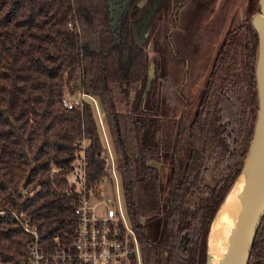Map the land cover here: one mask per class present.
<instances>
[{"label": "trees", "instance_id": "16d2710c", "mask_svg": "<svg viewBox=\"0 0 264 264\" xmlns=\"http://www.w3.org/2000/svg\"><path fill=\"white\" fill-rule=\"evenodd\" d=\"M151 1L0 0V264L28 261L30 236L13 211L24 212L42 240L72 233L78 195L68 191L67 175L82 141L88 185L105 173L93 103L63 102L77 85L98 97L122 158L118 170L143 264H207L212 220L254 134L259 35L251 16L226 33L189 117L188 60L172 40L188 0H161L148 25L158 87L134 30ZM248 264H264V216Z\"/></svg>", "mask_w": 264, "mask_h": 264}, {"label": "built area", "instance_id": "2783aa9c", "mask_svg": "<svg viewBox=\"0 0 264 264\" xmlns=\"http://www.w3.org/2000/svg\"><path fill=\"white\" fill-rule=\"evenodd\" d=\"M82 94L93 97L83 91ZM63 102L68 107L82 103H74L67 96ZM85 146L82 141L67 175L68 191L78 195L70 235L56 233L49 240H42L37 226L24 212H11L30 236L27 264H143L141 242L129 219L126 204L125 208L122 205L118 187L114 195L103 189L106 179L119 182L117 164L106 156L104 175L89 186ZM4 214L5 210L0 209V215Z\"/></svg>", "mask_w": 264, "mask_h": 264}, {"label": "rangeland", "instance_id": "374dc122", "mask_svg": "<svg viewBox=\"0 0 264 264\" xmlns=\"http://www.w3.org/2000/svg\"><path fill=\"white\" fill-rule=\"evenodd\" d=\"M146 1L138 0V4L142 5ZM160 1L152 0L151 6H157ZM259 9V0H188L180 8L178 22L172 31V40L174 46L188 60V78L183 93L189 99V117L193 115L197 107L212 63L224 36L229 30L249 21L250 16ZM138 27L139 30H142L140 31V41L146 47L148 53L151 85L155 84L158 87L162 75L157 69L158 51H156L154 46V38H149L148 25L143 27L140 23ZM66 96L74 103L81 102L84 98L89 99L93 103L106 148L105 154L108 159H113L118 167L122 158L115 151L98 97L95 95H92L93 97L83 95L79 85L76 86L74 91L67 92ZM151 162L157 166L162 163L156 160ZM165 164L168 165L169 161H166ZM166 165L160 168L163 192L167 189L168 167ZM118 176V183H115L114 180L106 179L103 189L106 193L114 195L118 187L121 202L125 208L126 203L124 201L120 171H118ZM99 207L103 208V205L99 204Z\"/></svg>", "mask_w": 264, "mask_h": 264}, {"label": "water", "instance_id": "95a60500", "mask_svg": "<svg viewBox=\"0 0 264 264\" xmlns=\"http://www.w3.org/2000/svg\"><path fill=\"white\" fill-rule=\"evenodd\" d=\"M260 1V9L251 16V23L257 30L259 35V45L256 60V83L258 89L259 109L257 120L255 124L254 134L250 143V147L244 164L227 191L222 203L220 204L211 223L210 231L213 222L218 215L220 208L226 200L229 192L233 189L234 185L238 183L239 190L251 193L250 202L247 204V211L242 214V221L238 224L236 239L232 242V246L228 252L226 264H248L250 251L257 230L260 226L264 216V0ZM156 6H149V9L143 13L139 20L134 23V30L136 38L140 41L139 24L143 27L150 25L152 18L158 8ZM114 4L110 2V16L114 17ZM149 29V27H148ZM151 76V73H149ZM151 82V81H150ZM250 183V187H246ZM209 231V234H210ZM209 238V236H208ZM208 262V255H207Z\"/></svg>", "mask_w": 264, "mask_h": 264}, {"label": "bare ground", "instance_id": "6f19581e", "mask_svg": "<svg viewBox=\"0 0 264 264\" xmlns=\"http://www.w3.org/2000/svg\"><path fill=\"white\" fill-rule=\"evenodd\" d=\"M246 187H250V183ZM240 190L238 183L234 185L213 222L208 238L207 264L227 263L228 252L236 239L238 224L242 221V214L247 211V204L251 199L249 190Z\"/></svg>", "mask_w": 264, "mask_h": 264}]
</instances>
